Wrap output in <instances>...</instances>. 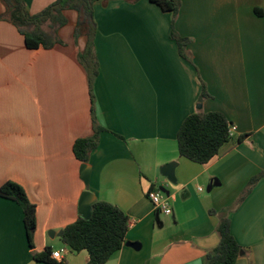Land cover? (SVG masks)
Masks as SVG:
<instances>
[{
	"label": "crops",
	"instance_id": "0c3cea01",
	"mask_svg": "<svg viewBox=\"0 0 264 264\" xmlns=\"http://www.w3.org/2000/svg\"><path fill=\"white\" fill-rule=\"evenodd\" d=\"M24 1L38 14L56 0ZM181 1L175 30L191 39L190 60L171 38L172 15L150 0L95 4L92 103L79 58L88 38H75L78 13H65L63 44L31 50L1 18L0 0V187L20 184L37 209L31 249L22 208L0 197V264H47L33 259L47 248L60 252L58 264H87L88 252H73L61 233L98 201L129 218L123 247L105 264H203L220 241L211 210H229L244 248L237 264H264V0ZM202 83L211 97L200 103ZM198 111L221 112L233 127L205 165L182 157L177 139ZM94 119L105 131L85 181L73 146L94 134ZM172 163L175 182L162 173ZM152 189L171 198L172 215L155 210ZM85 192L95 198L87 208Z\"/></svg>",
	"mask_w": 264,
	"mask_h": 264
},
{
	"label": "trees",
	"instance_id": "16d2710c",
	"mask_svg": "<svg viewBox=\"0 0 264 264\" xmlns=\"http://www.w3.org/2000/svg\"><path fill=\"white\" fill-rule=\"evenodd\" d=\"M112 0H56L38 14H31L24 0H1L5 6V13L1 18H8L18 28L25 39L28 49H51L56 44H63L58 32L68 24L67 11L78 13L75 38L81 35L88 38L86 50L80 54V61L89 74V84L92 95V87L98 76V61L95 54L94 39L97 32L94 6L97 2L108 3ZM136 2L138 0H127ZM163 12L172 15L171 38L176 41L180 55L190 60L187 48L192 42L189 38L181 37L175 30V22L179 16L181 0H150ZM262 15L261 10H256ZM202 93L199 102L210 98L206 86L202 83ZM92 103L94 102L93 95ZM231 124L221 112L204 113L198 111L188 116L178 132L179 153L182 157L195 163L205 165L216 158L221 148L231 139ZM105 131L94 119V134L91 137L78 139L73 146V152L77 160L83 164L89 162L90 155L99 145L100 134ZM120 137V136H119ZM246 136L240 137L243 141ZM122 138V137H120ZM263 176V175H261ZM251 179L248 188L240 200L252 190L260 177ZM0 197L16 202L23 210L24 223L31 249H34L33 235L37 227V209L25 189L18 183L9 181L0 187ZM212 215L219 218L217 232L219 244L209 251L203 264H237L244 252V248L238 243L231 230L229 210L216 212L211 210ZM129 228V218L117 206L104 201H98L93 205L92 214L87 218H79L73 224L62 231V242L71 248L73 252L86 251L89 254L87 264H105L119 251L126 240ZM52 249L45 252L33 253V259L47 264H58L52 258ZM60 264H64L61 262Z\"/></svg>",
	"mask_w": 264,
	"mask_h": 264
},
{
	"label": "built area",
	"instance_id": "2783aa9c",
	"mask_svg": "<svg viewBox=\"0 0 264 264\" xmlns=\"http://www.w3.org/2000/svg\"><path fill=\"white\" fill-rule=\"evenodd\" d=\"M233 130L231 127L230 133ZM147 198L151 201L155 210L158 213L164 215H172L173 214V206L172 201L169 196H167L162 190L160 189H152L147 193ZM52 258L55 260H61L62 256L60 252H55L52 254Z\"/></svg>",
	"mask_w": 264,
	"mask_h": 264
},
{
	"label": "water",
	"instance_id": "95a60500",
	"mask_svg": "<svg viewBox=\"0 0 264 264\" xmlns=\"http://www.w3.org/2000/svg\"><path fill=\"white\" fill-rule=\"evenodd\" d=\"M175 166H176V163H172L171 165L162 168V173L165 176H167L169 178V180L172 182H175V177H174ZM90 172H91V169H90L89 165L83 164V166H82V177L85 181L89 180ZM94 202H95V198H94L92 193L85 192L83 194L82 203H83V206L85 208H87L89 204H92ZM91 214H92V212H91ZM91 214L89 216H87L86 218L88 219L91 216ZM61 235H62V233H61ZM127 245H129L133 248H140V245L137 243H127ZM241 255H243V252H241Z\"/></svg>",
	"mask_w": 264,
	"mask_h": 264
}]
</instances>
